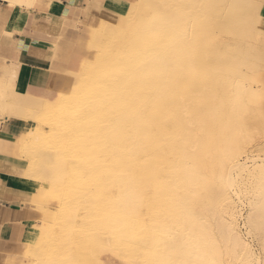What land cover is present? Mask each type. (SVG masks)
<instances>
[{
	"label": "rangeland",
	"instance_id": "rangeland-1",
	"mask_svg": "<svg viewBox=\"0 0 264 264\" xmlns=\"http://www.w3.org/2000/svg\"><path fill=\"white\" fill-rule=\"evenodd\" d=\"M188 1L189 0H142L141 2V0H138L136 3L137 5H135L136 8L134 7L133 9L128 10V20L121 33L123 35L121 38L124 40L123 43L125 44V55L123 54L119 58H122L123 56L125 57L122 59L117 58L114 64L110 67L113 74L112 76H115V73L117 72L119 75L121 74L120 76L122 77H127L129 75L128 79L124 82L125 86H122L123 89L130 88V86L132 88L140 87L141 82L145 78L143 75V69H141L143 64L146 63V60L149 59L151 55L158 54V50L161 48L163 39L164 41L165 39L167 40L166 37H159L157 34L158 32L164 33V30H161V28H153L151 25H154L155 23L158 24L160 19H162V16L170 13L174 15L175 19H172L169 26L170 28L176 27V23H180L178 19V14L180 13L179 6L187 3ZM253 2H259L263 5L259 15L261 17H258V20H254V26L251 28L250 34L248 32L243 35V31L246 29L243 30V27H241L243 24L239 22L242 15V9L236 6L234 0L232 3L222 0L217 1L215 9L213 10L207 8L195 9L194 7H189L190 10L193 9V12L192 15L188 17V23H193V30L196 33L192 32V34L189 35L187 34L188 31L187 33L183 31V42L189 43L192 40L191 42L193 43V46H189V44L185 45L191 50V52L192 49H195L193 52L196 51L194 53H197L198 56L196 65L199 80L201 79L203 81H199L196 87L187 83L183 86V101L186 104L187 112H189L187 114H183V124L185 127L183 129V136L187 142L189 141L188 143L185 141L187 144L192 145L193 143L195 145L191 147V149L195 148V150L199 151L201 168L204 170L208 169L210 171L214 169V172L212 171V175L214 177L210 174V180L208 179L209 181L207 180V183H198L197 191L194 194H191V196L196 202V211L200 214L201 218L204 217L202 218L203 225L201 223V228L205 229L206 226V231H210L215 236V239H218L216 244L215 242L212 244V248L215 249L214 252H216L220 247L221 253L219 254V257H221L220 260L222 264H260L261 260L264 261V219H259L264 218V170L261 171L262 173H259V169L255 170L256 172L253 171L255 163L251 159L253 158L254 160L257 158V160H261V158H263L264 160V124H255V122H258L256 121L258 118L255 111L257 110L258 112L260 110L264 112V0H253ZM186 6H184V8H186ZM237 9H240V13ZM118 14L119 13H116L108 19L113 21ZM219 20L221 22H219ZM211 21L214 22L212 23ZM187 27L188 26H186V24L183 25L185 31ZM115 31L117 33L118 31H121V29L118 30L110 25H107L102 30L100 25L98 28L93 30L92 34L89 36L88 57L84 62V70L86 65L91 63L94 65V74L103 69L102 66L105 62L101 56L103 48H105V45H107L111 39H115V37L113 39V36L116 35ZM173 39H178V37L176 36ZM257 49H259V52ZM257 52L260 56L257 55ZM229 55L232 57L231 60ZM246 55L248 64L250 61L252 63V60H255L256 58V60L261 61L262 64L258 67L255 65L253 68L251 65L245 66L244 59ZM138 68L140 69L138 73L135 74L132 72L135 69L138 70ZM137 70H135V72H137ZM189 72H191V70H189ZM74 76L75 74L69 77L64 94L76 91L77 88H86V85L81 87L75 86L73 82H75L76 78ZM136 76L137 78H135ZM126 77H124V79H126ZM129 79H132V81ZM135 82H137V84ZM212 82H215L216 84H213ZM219 83L221 84L219 85ZM116 89L117 88H111L109 94H115L117 92ZM97 90L98 87L97 89L90 91L88 101L85 102L79 110H77L78 107L76 106L81 104L82 101L78 98L70 100L68 103L69 107L65 111L63 110V114H59V111L51 107L55 100H44V102L48 103L51 107L47 111L50 116V121L52 120L51 122H53V120H56L58 116H60L64 120L65 124H45L44 129L49 131L42 133V136H39V134L35 132L38 127V122L35 118L36 128L31 134L28 147L23 152L29 158V162H32L28 173L29 176L33 178L35 189L37 191L42 189L46 200L52 199L44 208L39 207V225H49V227H51L52 238L49 240V246L47 245L49 249L46 252L40 251V254L34 250L36 246L32 249L33 255L30 253L31 251L29 252V256L32 257V264H88L87 257L90 254V249H94L95 256L98 257L97 261L100 262L103 257L101 256V252L104 251V249L110 248L120 251L118 247H121L125 243L126 247L128 245V241L124 240V238L120 236L119 227L121 223L119 224V221L120 219L122 220V217H120L118 209L114 207L115 203L119 200L118 175H109L108 172L109 165H107V160L111 158L110 154L113 149L108 146L109 144L107 143V140L99 134V129L94 130L83 128V126H81L86 119L91 120L97 116L96 113L98 108L94 110L95 112L91 110L92 108L94 109L97 107L95 106V104L97 105L96 98H98L99 95V91ZM221 90H225V93H229L225 94ZM238 90L242 91L244 98L246 97L244 101L247 102V108L249 107L248 109H245L247 113L245 111L242 112L243 119L244 116L245 118H250L248 121H250L249 124L251 127L249 128L253 129L250 130V133L252 134L253 132L255 136L254 134H250L251 142H249V144L247 143L246 148L243 144H240L242 146L239 145L240 147L238 150L236 149L239 152H243L237 157L238 160L246 161L248 159L247 161H250L248 163V165L250 164V169L243 171L240 174L237 170L232 171V175H234L233 177L236 180L235 183L230 186L228 176L226 182V176L222 177L224 175H220L216 172V161H213L215 160L214 158L216 153L206 145L208 141L209 143L211 141L218 143L221 140L218 144L220 147L224 146L221 148L217 147L218 152L221 155L224 152L228 155V150L226 149L227 141L225 142L224 140L226 139L224 136L225 134H223L224 131L219 129V127L221 128L222 126L223 128L226 122L230 123L233 127L236 120L237 110L231 108V105L236 102L235 100L237 98ZM211 92L213 93L211 94ZM206 93L209 94L206 95ZM215 93H218L220 97L218 94L216 96ZM223 93L226 96V99L224 98L225 96L222 95ZM223 99L226 100L225 104L222 103ZM92 101L95 104H93ZM200 102H202L201 105H199ZM226 102H229V105ZM195 103H197V106L194 109ZM218 103L223 106H220ZM202 106H204L207 110L204 109V107V110H202ZM212 106H215L219 110L213 112ZM88 107L89 109L91 108V111L89 110L90 112L88 110L85 111ZM208 110H210V112H208ZM232 111H234V113ZM88 112L91 117L87 115ZM83 113L86 114V118ZM219 113H221V115H223V113H227V115L225 114V119L227 116L228 118L223 120L224 115L221 116ZM194 115H197L196 117L198 121L195 125L190 122V118ZM216 115H218V117H216ZM219 116L221 118H219ZM221 122H223L222 125ZM187 123L190 124L188 125ZM190 125L196 128H193ZM198 125L199 128H202V130L201 128L198 130ZM202 125L205 126L206 129L202 127ZM258 127L259 129H256ZM199 131H201V135H199ZM96 132H98L97 135ZM196 133L199 136H196ZM202 134L205 135L203 136ZM219 134H222V139L220 138L221 136H218ZM151 135L152 133H146V135H144L146 143H148ZM215 135H217V137H215ZM218 137L220 139H218ZM197 142L198 145H196ZM200 142L203 144L201 143V145ZM199 144L201 145V148L199 147ZM219 148L222 149V151ZM223 149L227 150V153ZM236 150L234 149L232 151L234 152ZM60 161L62 162L61 165L63 168L60 173L62 176L61 182H51V180H46L47 178L44 177V175H56L55 167ZM65 162L68 163L66 164ZM45 168H48V171H46ZM40 169L42 170L40 171ZM44 170L47 173H44ZM37 171L39 173H37ZM41 177L43 179H41ZM221 177L224 178V180H222ZM49 179H51V177ZM223 184H225V187H223ZM141 190L144 195V202L137 207L136 211H141L142 223L152 224L155 221H160V224L164 225L162 228L158 229V233L160 234L158 237L159 240L156 242L154 248H149L150 246L146 244L139 247L137 253L141 254V251L143 250L142 254H144L148 259L145 261L143 260L142 263L141 258H136L133 255L122 254L120 253L121 251L118 252V254L127 261H130L131 264H186L191 260L189 256L195 253L193 241L196 239H194L189 232L185 231L186 227L183 226L182 229L179 224V227L175 225L174 229L169 226L168 229H165L167 209L170 207L177 208V210L180 209L178 195L173 193L170 195H163L158 191V189L152 186H142ZM202 197H206V203L201 201L204 200ZM90 198L91 200H89ZM84 200L87 202L86 204H83V202L85 203ZM153 202H155L156 205L148 207L147 204H152ZM207 203L208 205H206ZM86 212H89L90 214L87 213V215L85 214ZM250 214H254L256 218L251 220L249 218ZM63 215H66L65 220ZM236 233H238L241 239L243 238V240L249 245L250 255L248 254V256H245L243 248L235 243L233 237H235ZM51 239H53L52 244ZM179 241L181 242L179 243ZM183 244L185 248L183 247ZM232 246H234V249ZM41 248L43 249V246ZM97 248L99 249L98 251ZM231 248L233 251L230 250ZM235 249H237L238 254ZM171 250H174L173 253ZM168 251L169 253L167 254ZM207 255V249L201 252L204 263L206 262L205 260L208 259ZM233 256H236V258H233ZM182 261L184 262L182 263Z\"/></svg>",
	"mask_w": 264,
	"mask_h": 264
},
{
	"label": "bare ground",
	"instance_id": "bare-ground-1",
	"mask_svg": "<svg viewBox=\"0 0 264 264\" xmlns=\"http://www.w3.org/2000/svg\"><path fill=\"white\" fill-rule=\"evenodd\" d=\"M217 1H221V0H189L187 3L181 4L179 6L180 13L178 14V19H179L180 23H176V27H174V28H170V26H169L172 22V19L173 20L175 19L174 15H172L170 13H167L164 16H162V19H160V21L158 20L159 21L158 24L155 23L154 25H151V26H153V28H156V29L161 28V30H164V33L158 32L157 34L159 37L160 36H163L164 38L166 37L167 40L165 39V41H164V39H163V42L161 44V48L158 50L159 53L151 55L150 58L146 60V63L143 64V67L141 69H143V75L145 78L141 82L140 87L132 88L130 86V83H129L130 88L123 89L122 86H125L124 82L128 79L129 75L127 77L124 76V77H126V79H124V77L120 76L121 74L119 75L118 72L115 73V76H112L113 74H112V70L110 67L114 64V62L116 61L117 58H119L121 55H123L125 53V44L123 43L124 40L121 38L123 36L121 33H122V30L125 28L124 26L127 23V20H128V16H127V19L124 23H118L117 25H115L113 27V28L118 29V30L121 29V31H118L117 33L115 31L116 35L113 36V39H114V37H115V39L114 40L111 39L110 42L107 45H105V48H103V53L101 55L103 60L105 61L104 65L102 66L103 69L101 71L97 72L96 74H94V70H95L94 65L92 63L86 65L85 70H83L79 74L76 73V77H75L76 79H75V82H73L75 84V86H77V87H81L83 85H86V88L85 89H78L77 88L76 91H71L67 94H64L61 98L55 99V101L53 102V105H51V107H53L57 111H59V114H60L63 112V110L65 111L69 107L68 103L70 100H73V99L75 100L78 98L82 101L81 104H78L79 106L78 105L76 106V107H78L77 110H79V108L82 107L84 105V103L88 101V96L90 94V91H93V90L97 89V87H98L97 91H99V95L97 94L98 98H96L97 105L95 103H93V101H92V103L95 104V106H97V107L93 106V107H95L94 109L90 108L93 111L98 108L97 113H96L97 116L91 120L86 119L83 122V125L81 124V126H83V128H89V129H94V130L99 129V131H98L99 134L107 140V143L109 144L108 146L111 149H113V151H114V152L112 151L110 154L111 158L107 160V165H109L108 172H109V175H111V174H117L118 175L117 177L119 179V182H118L119 200L117 201V203H115L114 207L116 209H118L119 215H120V217H122V220L120 219V221H119V224L121 223L120 227H119L120 236L122 238H124V240L128 241L127 247H126V243H125L121 247H118V249L121 252L120 251H117V252H120V253L126 254V255H133L136 258H141V263L143 260L145 261L148 259L145 257L144 254H142L143 250L141 251L142 252L141 254L137 253V251L139 250V247L140 246L142 247V245L146 244V245L150 246L149 248H154L156 242L159 240L158 237L160 234L158 233V229L162 228L164 226L163 224H160V221L159 222L155 221L152 224L142 223L141 211H136L137 207L140 206L144 202V195L142 193L141 187L142 186H152V187H155L156 189H158V191L163 195H165V194L170 195L171 193H173L175 195L177 194L179 197V208L180 209L177 210V208H174V207H170L167 209L166 220H165L166 221L165 222V226H166L165 229H168V226L172 227L174 229L175 225L178 227L180 225L181 228L183 229V226H184V227H186L185 231L189 232L192 235V237L194 239H196L194 241L192 239V241L194 242L195 253L193 255L189 256L191 258V260L189 262H187L186 264H209V263H212V264L220 263V264H222L221 260H220L221 257H219V254L221 253L220 247L216 252H214L215 249L212 248V244H214V242L216 244L218 242V239H215V236L213 235V233H211L210 231L209 232L206 231V226H205V229L201 228L202 227L201 223L203 222L202 218H204V217L201 218L200 214L196 211V209H197L195 207L196 202L193 199V197L191 196V194H194L197 191V184L198 183H200V182L207 183V180L208 179L210 180V178H209L210 174L212 175V171L214 169L212 171H210L208 169L204 170L203 168H201V158H200L199 151L195 150V148L191 149V147H193L195 145L193 143H192V145L187 144L189 141L187 142L185 137L183 136V129L185 128L184 124H183V114L189 113V112H187L186 104L183 101V86L185 85V83H187V84H191L193 87H196V85H198L199 81H202L201 79L199 80V74H198V69H197V65H196L197 58H198L197 53H194L196 51L193 52V50H195V49H192V52H191V50L189 48H187L185 45V44H189V46H191V45L193 46V43L191 42L192 40L189 43L183 42V31L186 33L188 31L187 34H189V35H191L192 32L196 33L193 30V23H188V17L191 16L192 12H193V9L190 10L189 7H191V8L194 7L195 9L196 8H199V9L207 8V9L213 10V9H215V4H217L216 3ZM222 1H228V2L232 3L233 0H222ZM141 2H142V0H141ZM234 2H235L237 7L242 9V15H241V18L239 19L240 20L239 22H241L243 24L241 26V27H243V30L246 29L243 31V35H245L248 32L250 34L251 28H253V26H254V24H253L254 20L255 19L258 20V17H261L259 15H260V9H261L263 4H261L259 2L254 3L253 0H234ZM235 4H234V6H235ZM184 6H186V8H184ZM147 8H149V7H147ZM167 8H169V7H167ZM239 10H238V12H239ZM164 11H165V9H164ZM132 13H134V12H132ZM237 15H239V14H237ZM132 17H134V16H132ZM192 18H193V16H192ZM226 19H227V17H226ZM183 22H184V24H186V26H188L186 31H185V28H183V25H184ZM219 22H221V21L219 20ZM222 22H223V20H222ZM150 29H149V32H150ZM145 31H148V30H145ZM249 34H247V35H249ZM176 36L178 37V39H173ZM135 44H136V42H135ZM132 45H134V44H132ZM184 45L186 48L184 47ZM257 50L259 52V49H257ZM129 52H130V50H129ZM258 52H257V55H258ZM136 54H138V53H136ZM258 56H260V55H258ZM123 57H125V56H123ZM135 57H137V56H135ZM226 57H228V56H226ZM229 57H230V55H229ZM246 57H247V55L245 56V59H244V65L245 66L251 65V67L253 68V67H255V65H257V67H258L259 65L262 64L261 61L256 60L257 58L255 60H252V63L250 61L248 64V60ZM122 58H119V59H122ZM231 58L232 57H230V60H231ZM260 60H262V59H260ZM238 62H242V61H238ZM135 70H137V69H135ZM135 70L132 72H134L136 74V73H138V71L140 69L138 68L137 72H135ZM189 70H191V72H189ZM130 78H131V76H130ZM135 78H137V76ZM129 80L132 81V79H129ZM135 83L137 84V82H135ZM209 83H211V82H209ZM212 83L214 84L215 82H212ZM220 84L221 83H219V85ZM111 88H117L116 89L117 92L115 94L110 95L109 91ZM64 90L65 89H63L62 91L64 92ZM211 90H212V88H211ZM217 90H219V89H217ZM222 92L225 93V90ZM212 93L213 92H211V94ZM224 93L222 95H224ZM227 93H229V92H227ZM227 93H225V94H227ZM207 94H209V93H206V95ZM217 94L215 93L216 96H217ZM204 96H205V94H204ZM218 96L220 97L219 94H218ZM209 97H211V96H209ZM224 98L226 99V96ZM235 98H236V95H235ZM225 99L222 100L223 104H225V101H226ZM245 99H246V97L244 98L242 91L238 90L237 91V98L235 100L236 102L233 104L231 103L232 104L231 108L237 110L236 120H235L233 127L230 123H227V122L225 123L223 121L226 117L225 114L227 115V113H225V114L223 113L224 118L222 121L225 123V125L223 126V128H222V126H221V128L219 127V129H222L224 131L223 134H225L224 135L226 138V139H224L225 142L227 141V148L226 149L228 150V155L225 154L224 151H226V153H227V150H224V149H223L224 153H222V155L218 152L217 147H220L218 143L221 142V140L220 141L218 140L219 142L216 141L218 143H214L215 141L214 142L211 141L209 143V141H208L207 145H206V146H209V148H211L212 151H214L216 153L215 158H214L215 160H213V161H216V165H217L216 172L220 175H224L222 177L226 176V182H227V176H228V181H229L230 186H231V184L235 183V180H236L233 177L234 175H232V171L237 170V172L240 174L241 172L250 169L249 168L250 164L248 165V163L250 161L248 162L247 161L248 159L246 161H241V160H238V158H237L239 155H241L243 153L242 151H240V152L237 151L238 148L240 146H242L240 144H243L246 148L247 143L249 144V142H251V135L254 134L253 132H252V134L250 133L251 132L250 130L252 129V128L251 129L249 128V127H251L249 124L250 121H248L250 118L248 119V118H245V116H244V119H243V116H242V112L245 111L247 113V111L245 109L249 108V107L247 108L248 105H247V102L244 101ZM190 102H192V101H190ZM195 102H197V101H195ZM206 102H205V104H206ZM201 103L202 102H200V104L199 103L198 104L201 105ZM89 105H91V104H89ZM199 105H198V107H199ZM202 105H204V104H202ZM194 106H195L194 107V109H195L197 106V103H195ZM220 106H223V105H220ZM51 107L48 103H45L44 100H42V99L34 100V99H30V98L25 99V97L23 98L22 96L16 97L11 92H9L5 86H0V110H2L4 112H11L14 110L15 112L18 111L21 113H27V115L37 114V116L34 115L35 116L34 118H36V120L38 122V127H37V130H35V132L37 134H39V136H42V133H46V131H49V130L44 129L45 124H51V125H53L55 123L65 124L64 120L60 116H58V118L56 120H53V122H51L52 120L50 121V116H49L47 111ZM203 107L204 106H202V110L206 109L205 107L203 109ZM40 108L42 110H44L41 113V115H39ZM85 108H86V106H85ZM210 108H211V106H210ZM90 109L88 107V109H85V111L86 110L89 111ZM218 110L219 109L216 108L215 106L213 107V112H216ZM57 111H56V113H57ZM93 111H92V113H93ZM249 111H251V110H249ZM89 112L87 115H89ZM208 112H210V110H208ZM229 112H230V110H229ZM232 112L234 113V111H232ZM255 112L257 113V118H258L256 120L258 122L254 121L255 124H257V123L258 124H261V123L264 124V112L260 111V110L258 112L256 110ZM204 113H205V111H204ZM216 114H218V113H216ZM85 115L86 114H84V117H85ZM219 115H221V113H219ZM223 115H221V116H223ZM89 116L91 117V115H89ZM196 116L197 115H194L192 118H190V122L194 125L196 124V122H198ZM246 116H247V114H246ZM29 117H32V116H29ZM216 117H218V115H216ZM216 117H215V119H216ZM253 117H252V119H253ZM211 118H212V116H211ZM219 118H221V117L219 116ZM227 118H228V116H227ZM78 120H80V119H78ZM212 120H214V119H212ZM254 120H255V118H254ZM223 122H221V125ZM254 122H252V123H254ZM214 123H216V122H214ZM219 124H220V122H219ZM191 127H193V126H191ZM202 127H204L206 129L205 126L202 125ZM83 128H81V129H83ZM193 128H196V127H193ZM200 128L198 125V130ZM256 129H259V127ZM77 130H79V129H77ZM201 130H202V128H201ZM84 131H85V129H84ZM185 131H186V129H185ZM73 132H75V131H73ZM79 132H81V131H79ZM98 132H96V135ZM200 132L201 131L198 132L199 135H201ZM216 132H217V130H216ZM146 133H148V134L152 133L151 137H149L148 143H146L145 137H144V135H146ZM195 135L199 136L197 133ZM221 135L222 134H219L218 136L220 137ZM203 136H201V137H203ZM254 136H255V134H254ZM215 137H217V135H215ZM219 137H218V139H220V138L222 139V136L220 138ZM203 142H205V141H203ZM201 143L202 142H200V144ZM196 145H198V142ZM201 145L199 146L200 148H201ZM223 146H221V147H223ZM211 149H210V151H211ZM234 149L235 150L237 149V150L233 152L232 150H234ZM242 149H239V150H242ZM220 150L222 151V149H220ZM141 151H143V152H141ZM230 151H231V154H230ZM33 153H34V151H33ZM203 154H205V153H203ZM251 159L255 163L253 171L259 169V173H260L261 171L264 170L263 158H261V160H257V158L254 160H253V158H251ZM68 161H70V160H68ZM213 161H211V162H213ZM203 162H205V161H203ZM61 164H62L61 161L58 162L57 165L55 164L56 165V167H55L56 175H54V174L53 175L51 174L49 176L44 175V177L47 178L46 180H48V181L51 180V182L52 181L53 182H61L62 176L60 173L63 169ZM41 168H43V167H41ZM50 168H52V167H50ZM33 169H34V167H33ZM47 169L45 168L46 171H48ZM36 170H38V169H36ZM41 170L42 169H40V171ZM38 171H37V173H39ZM46 171L44 173H47ZM230 172H231V175H230ZM27 175L29 176V173ZM50 177H51V179H49ZM212 177H214V176L212 175ZM41 179H43V178L41 177ZM218 180H219V178H218ZM222 180H224V178H222ZM226 186H228V185H226ZM223 187H225V184H223ZM219 190H220V188H219ZM203 199L204 200H201V201H204L206 203L207 202L206 197ZM89 200H91V198ZM82 202H79V203H82ZM86 203H87L86 201H85V203L83 202V204H86ZM165 204H167V203H165ZM147 205H148V207H152V206H155L156 204H155V202H153L152 204H147ZM206 205H208V203ZM203 208H205V207H203ZM207 210H208V208H207ZM87 213L90 214L89 212H86L85 214H87ZM63 217L65 220L66 215H63ZM249 218L251 220H253L256 217L254 214H250ZM259 219L262 220L264 218H259ZM204 220H206V219H204ZM202 225H203V223H202ZM111 226H112V224H111ZM50 228L51 227H49V225L48 226H46L45 224L41 225L40 235H39V238L37 240L38 243H36V248L34 249L39 253H40V251L46 252L49 249L47 247V245L49 246V240H50V238H52V236H51L52 232H51ZM234 231H236V230H234ZM103 233H104V231H103ZM231 233H232V231H231ZM221 235H223V234H221ZM105 237H107V236H105ZM167 238H168V236H167ZM179 238H178V240H179ZM226 238H228V237H226ZM233 239H234L236 244L240 245L243 248V250H244L243 252H244L245 256H248V254L250 255L249 245L243 240V238L241 239V237L239 236L238 233L235 234V237H233ZM178 240H177V242H178ZM107 241H109V240H107ZM52 242H53V239H51V244H52ZM180 242L181 241H179V243ZM42 246H43V249L41 248ZM183 247H184V244H183ZM241 247H240V250H241ZM263 247H264V245H263ZM98 248H97V251L99 250ZM232 248L234 249V246H232ZM232 248L230 249L231 251H233ZM206 249L208 252V255H207L208 259L205 260L206 262L204 263L203 257L201 256V252L203 250H206ZM235 250L237 251V249H235ZM169 251H170V249H169ZM169 251L167 252V254L169 253ZM173 251L171 250L172 253H173ZM30 253L33 255V250ZM182 253H180V254H182ZM237 254H238V251H237ZM229 255L232 257V255L230 253H229ZM87 258H88V264H102L101 260H100V262L97 261L98 257L95 256L94 249H90V254ZM170 258H172V257H170ZM183 258H184V255H183ZM233 258H236V256L235 257L233 256ZM177 259H178V257H177ZM179 262L181 263L180 260H179ZM183 262L184 261H182V263ZM260 264H264V261L261 260Z\"/></svg>",
	"mask_w": 264,
	"mask_h": 264
},
{
	"label": "crops",
	"instance_id": "crops-1",
	"mask_svg": "<svg viewBox=\"0 0 264 264\" xmlns=\"http://www.w3.org/2000/svg\"><path fill=\"white\" fill-rule=\"evenodd\" d=\"M137 1L0 0V86L25 99L61 98L69 77L84 70L93 30L124 23ZM34 115L0 110V264H32L39 207L52 200L27 175L32 162L23 151L36 128ZM101 256L102 264H131L110 248Z\"/></svg>",
	"mask_w": 264,
	"mask_h": 264
}]
</instances>
